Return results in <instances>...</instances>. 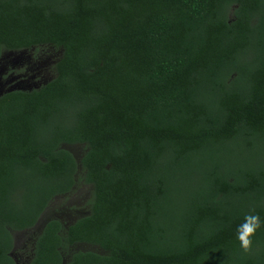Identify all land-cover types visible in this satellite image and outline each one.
Listing matches in <instances>:
<instances>
[{"label": "trees", "instance_id": "16d2710c", "mask_svg": "<svg viewBox=\"0 0 264 264\" xmlns=\"http://www.w3.org/2000/svg\"><path fill=\"white\" fill-rule=\"evenodd\" d=\"M26 51L58 55L0 95V264H264V0H0Z\"/></svg>", "mask_w": 264, "mask_h": 264}, {"label": "rangeland", "instance_id": "374dc122", "mask_svg": "<svg viewBox=\"0 0 264 264\" xmlns=\"http://www.w3.org/2000/svg\"><path fill=\"white\" fill-rule=\"evenodd\" d=\"M58 51L45 54L41 59H35L32 52L7 53L0 61V95L4 92L14 89H34L42 85L46 80L54 77L55 72L52 70L50 63H54L55 56ZM42 64H40L41 62ZM74 151L80 155L82 150L75 148ZM89 198V190L80 188L67 197H60L53 202L49 208L47 215L51 217H61L66 221H70L74 214L81 215V211L85 210V203ZM84 206V207H83ZM83 207V208H82ZM81 210V211H80ZM39 231L36 227L34 231L17 233L18 241L15 257L23 259L27 258V254L23 252L31 245L34 235Z\"/></svg>", "mask_w": 264, "mask_h": 264}, {"label": "clouds", "instance_id": "9594fccd", "mask_svg": "<svg viewBox=\"0 0 264 264\" xmlns=\"http://www.w3.org/2000/svg\"><path fill=\"white\" fill-rule=\"evenodd\" d=\"M261 218L257 215H246L244 222L237 227V240L240 247L249 251L252 247L253 237L262 226Z\"/></svg>", "mask_w": 264, "mask_h": 264}]
</instances>
